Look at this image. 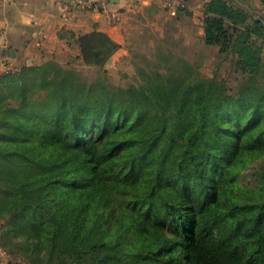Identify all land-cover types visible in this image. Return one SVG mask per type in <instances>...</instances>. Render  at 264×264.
<instances>
[{
    "label": "trees",
    "instance_id": "1",
    "mask_svg": "<svg viewBox=\"0 0 264 264\" xmlns=\"http://www.w3.org/2000/svg\"><path fill=\"white\" fill-rule=\"evenodd\" d=\"M203 12V43L243 76L232 92L189 66L127 88L55 59L0 73V222L34 229L49 198L44 264H264V168L238 181L264 158V15Z\"/></svg>",
    "mask_w": 264,
    "mask_h": 264
},
{
    "label": "crops",
    "instance_id": "2",
    "mask_svg": "<svg viewBox=\"0 0 264 264\" xmlns=\"http://www.w3.org/2000/svg\"><path fill=\"white\" fill-rule=\"evenodd\" d=\"M92 1L99 11L73 8L65 14L66 0H0V72L2 60L15 66L50 59L90 65L101 50L118 46L111 55L114 63L132 36H199L203 42L206 0H185V8L176 16L162 9L161 0ZM227 1L247 11L249 21L263 18L261 0ZM207 47L226 56L216 45L204 44ZM8 263L0 258V264Z\"/></svg>",
    "mask_w": 264,
    "mask_h": 264
},
{
    "label": "rangeland",
    "instance_id": "3",
    "mask_svg": "<svg viewBox=\"0 0 264 264\" xmlns=\"http://www.w3.org/2000/svg\"><path fill=\"white\" fill-rule=\"evenodd\" d=\"M207 48L209 49L204 48V43L199 36H132L131 43L123 48L125 53L119 55L114 63L111 60L112 56L101 67L94 64L88 65L82 61L68 60L66 63L65 60L60 62L55 59L54 61L63 67L78 70L87 80L97 79L108 83L113 88L139 87L143 81V84L148 86L152 80L150 73L180 74L185 66H189L201 76L222 79L231 92L236 90L243 76L236 70L232 54L219 56L214 48ZM262 49L264 54V44ZM5 62L9 64L2 60L3 64ZM67 63L69 66H65ZM19 66L22 65H17L18 68ZM28 90L33 89L29 87ZM3 94H11V89L6 88ZM6 103L9 106L16 105L10 100L5 101ZM10 146L12 142L7 136L0 138V148H10ZM253 152L258 155L257 150ZM263 168L264 158L258 155L257 160L239 176V184L254 189L258 181L263 179ZM31 202L34 201L31 200ZM36 204L37 202H34L33 205ZM43 204L41 213L39 210L35 214L37 227L34 229H26V221L16 219L18 232L15 233L6 220L0 222V247L7 253V256H0V258L8 259V264H44L42 259L45 258L48 250L47 239L50 233L47 216L53 204L49 198H44ZM25 230H28V233L24 232ZM49 264L57 263L50 261Z\"/></svg>",
    "mask_w": 264,
    "mask_h": 264
},
{
    "label": "built area",
    "instance_id": "4",
    "mask_svg": "<svg viewBox=\"0 0 264 264\" xmlns=\"http://www.w3.org/2000/svg\"><path fill=\"white\" fill-rule=\"evenodd\" d=\"M162 9L169 16H176L178 12L185 8V0H161ZM73 8L89 9L94 11H99V5L92 0H66L62 6V10L65 14H69L73 11ZM2 71L6 72L13 70L15 65L13 64H3L1 62ZM0 256H7V253L0 247Z\"/></svg>",
    "mask_w": 264,
    "mask_h": 264
},
{
    "label": "water",
    "instance_id": "5",
    "mask_svg": "<svg viewBox=\"0 0 264 264\" xmlns=\"http://www.w3.org/2000/svg\"><path fill=\"white\" fill-rule=\"evenodd\" d=\"M10 52H12V51H10Z\"/></svg>",
    "mask_w": 264,
    "mask_h": 264
}]
</instances>
